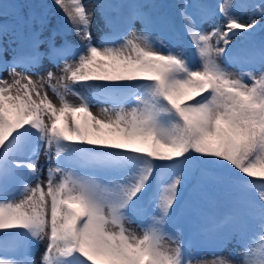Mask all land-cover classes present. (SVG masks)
<instances>
[{
  "label": "snow or ice",
  "instance_id": "obj_1",
  "mask_svg": "<svg viewBox=\"0 0 264 264\" xmlns=\"http://www.w3.org/2000/svg\"><path fill=\"white\" fill-rule=\"evenodd\" d=\"M53 6L79 44L42 38L33 9L49 5L0 0V248L18 253L0 264H35L33 242L40 264H264V0ZM97 15L108 31L94 43ZM210 186L222 214L205 210ZM179 219L217 241L211 259Z\"/></svg>",
  "mask_w": 264,
  "mask_h": 264
},
{
  "label": "rangeland",
  "instance_id": "obj_2",
  "mask_svg": "<svg viewBox=\"0 0 264 264\" xmlns=\"http://www.w3.org/2000/svg\"><path fill=\"white\" fill-rule=\"evenodd\" d=\"M36 5H41V4H46L49 5L48 8L42 9L37 7V9L34 11L36 14V21L34 24V27L39 30L41 25H40V18L41 16H43L45 18V24L43 27V33H42V38L43 37H47L50 32H52L53 30L56 31L57 35H56V40H57V44H60L61 42H63L64 40L70 41L72 44H79V41L76 38V35L74 32H67L65 30V25L67 23V21L64 19L63 14L60 13L58 11V9H56L53 6V0H34ZM169 1V0H168ZM172 3L174 2V0H170ZM19 3V4H27V0H5V3ZM118 2H121V0H118ZM133 2V0H132ZM139 2L142 3H157V4H161V5H165L164 4V0H139ZM202 2L204 3H209V4H214L217 2V0H202ZM85 3L88 5L89 9L92 10V0H85ZM167 10L164 9L162 10V12H166ZM210 27V25H206L205 28L206 30ZM137 28H139V24L137 25ZM156 29L158 32L162 33L163 38L170 43L173 47L175 51L178 52H183L185 56H189L188 53L185 51V41L187 40V37L183 36L178 30H176L175 28H173L170 23L167 21L166 18H160L157 20L156 22ZM108 31V29L104 28L103 25V21H101L99 19V16L97 15L94 20H93V25H92V33H93V42L95 43L100 36L103 34V32ZM261 39L258 37H253V41L258 43ZM186 52V54H185ZM69 60L72 59L71 56H69L68 58ZM195 61H194V66H195ZM46 67L43 68L41 70V74H43L44 72L48 71L49 69L55 71L57 73V75H59V71L58 69L54 68L51 64H48L45 61ZM246 70H247V66H245ZM231 71H238L239 68L236 66H233L231 69ZM3 75H7V73H3ZM77 91H80L82 93H85V90L83 88L77 87ZM86 94V93H85ZM49 95L52 96V93L49 92ZM54 102H55V98L53 97ZM68 99L70 101L75 102L76 101V97L69 95ZM107 105H97L94 104L92 106V112L96 115H100V108L101 107H106ZM132 103L129 102V104L126 105V107H131ZM47 160L45 158L44 155V150L43 148H41L40 150V156H39V160L37 162V168L38 169H45V171L41 172V176L42 178H46V168H47ZM157 163H160L159 161H157ZM32 185L34 186L36 181L32 180ZM224 205V206H223ZM228 206V203L225 202H221L220 203V192L218 191V189L213 190L211 188V186L209 187V198L208 201L205 204V210L208 211L209 213H215L217 215L222 214L226 208ZM146 219V218H145ZM126 227L132 229L133 231L137 232V234H142L140 226H139V222L136 223H128L126 225ZM176 227H178L182 232H183V236H184V240L186 243H191L193 250L200 254L202 253L204 255V257L206 259H211L212 256V252L213 249L216 247V240H214L213 238L201 234L199 233L196 228L194 227V225L192 223H190L187 219H179L176 221ZM176 227H170L169 231H175ZM199 237H204L206 240V243L204 244L203 240L200 239ZM3 235L0 234V241H3ZM195 240L198 243V246H200V248H196L197 245L194 246L193 242H195ZM34 247H33V256H34V260H35V264H40V258L41 255L44 251V243H35L33 242ZM5 247H9L10 248V244L6 243ZM236 249V245L235 242L233 241L232 243L228 244L227 247H225L223 249L222 254L227 256L228 253L232 250ZM238 251V249H236ZM13 255H18V253L13 252L11 250L9 251H4L2 248H0V256H13Z\"/></svg>",
  "mask_w": 264,
  "mask_h": 264
}]
</instances>
